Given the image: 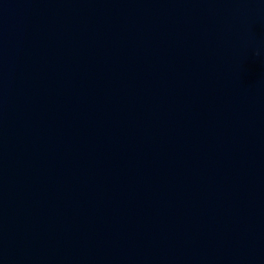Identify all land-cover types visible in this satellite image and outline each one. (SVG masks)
<instances>
[{
  "label": "water",
  "instance_id": "obj_1",
  "mask_svg": "<svg viewBox=\"0 0 264 264\" xmlns=\"http://www.w3.org/2000/svg\"><path fill=\"white\" fill-rule=\"evenodd\" d=\"M0 264H264V0H0Z\"/></svg>",
  "mask_w": 264,
  "mask_h": 264
}]
</instances>
